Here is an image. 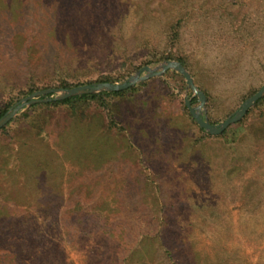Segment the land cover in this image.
<instances>
[{
    "label": "rangeland",
    "instance_id": "rangeland-1",
    "mask_svg": "<svg viewBox=\"0 0 264 264\" xmlns=\"http://www.w3.org/2000/svg\"><path fill=\"white\" fill-rule=\"evenodd\" d=\"M164 55L223 121L264 84V0H0V106ZM142 82L0 131V264H264V102L211 135L184 79Z\"/></svg>",
    "mask_w": 264,
    "mask_h": 264
},
{
    "label": "water",
    "instance_id": "water-1",
    "mask_svg": "<svg viewBox=\"0 0 264 264\" xmlns=\"http://www.w3.org/2000/svg\"><path fill=\"white\" fill-rule=\"evenodd\" d=\"M167 70H174L183 76L187 88L191 90L192 96H195L198 102L197 105L192 106L190 100H185L184 104L197 125L211 135H219L229 125L238 122L246 114L247 110L252 107L258 99L264 96V84H262L252 95L246 97L240 103L238 109L235 112L227 116L223 121L217 124H213L209 122L205 115L202 114L203 112H205L204 104L206 101V96L204 92L195 85L193 78L188 70L182 65L181 62L177 60H163L155 66L144 65L139 67L132 75L121 82L103 81L92 84H80L70 88L60 87L35 91L21 98L4 115L0 117V128L3 127L10 119L20 114L33 103L39 101L63 100L70 96L88 93L123 90L149 78L159 77L163 75ZM50 92H57L58 94L54 97L41 98V96H45Z\"/></svg>",
    "mask_w": 264,
    "mask_h": 264
},
{
    "label": "trees",
    "instance_id": "trees-1",
    "mask_svg": "<svg viewBox=\"0 0 264 264\" xmlns=\"http://www.w3.org/2000/svg\"><path fill=\"white\" fill-rule=\"evenodd\" d=\"M161 59H175L179 62L182 63V65L186 68L187 65H186V62L183 58H180V57H171V56H161L159 58L156 59L157 60H161ZM153 60H147V61H144L142 63V65H148L152 62ZM140 66L136 67L137 69L139 68ZM169 71H172L174 72L175 74H177L181 79H184L182 75H180L179 73H176V71L174 70H167L166 72H169ZM130 74V71L127 72V74L125 76H128ZM125 76H121L119 77V79H123ZM118 80V78H114V77H111V76H102V77H99L98 79H95L94 81H88L87 83H98V82H103V81H107V82H114ZM144 82H142L143 84ZM82 83L80 82H77V83H70V82H67L65 80H61L57 85L55 86H46V87H42L41 89H35L33 86L32 87H29L25 92H23V97L35 92V91H38V90H48V89H51V88H60V87H65V88H70V87H73V86H76V85H80ZM135 88V85L129 87V88H126V89H123V90H118V91H104V92H99V93H88V94H82V95H75V96H70V97H67L63 100H57V101H39V102H36V103H33L29 106V110L33 109V108H36L38 106H43V107H54V106H59V105H68L70 106L71 108H74L77 104L81 103V102H86V101H90V100H94L95 102L98 103L99 106H102V107H106V104H105V97H111V96H115V95H120L124 92H127L129 90H133ZM257 90V89H256ZM256 90H253V91H250L248 92L247 94V97L252 95ZM206 96V99L209 97L208 93H207V90L206 89H203L202 90ZM58 93L57 92H50V93H47L45 96H41V98H44V97H54L56 96ZM21 99V97H11L9 98L7 101H5L1 106H0V117L2 115H4L16 102H18V100ZM197 102V99L195 96L192 97V99L190 100V103L193 104V103H196ZM264 102V96H262L260 99H258L255 104L250 107L248 110H247V114L250 112V110L253 108V107H256L258 106L259 104L263 103ZM184 108H186L185 104H184ZM28 110V111H29ZM188 115L189 117L192 119V121L195 123V125L200 129V130H203L201 127H199L197 125V123L194 121V119L191 117V115L189 114L188 112ZM244 117V116H243ZM242 117V118H243ZM242 118L236 122V123H233V124H239L241 123V120ZM14 121V118L10 119L3 127L0 128V131H3L5 129V127L7 125H9L10 123H12ZM210 122V121H209ZM231 124V125H233ZM229 125V126H231ZM228 126V127H229ZM227 127V128H228ZM227 128L219 135H223Z\"/></svg>",
    "mask_w": 264,
    "mask_h": 264
}]
</instances>
